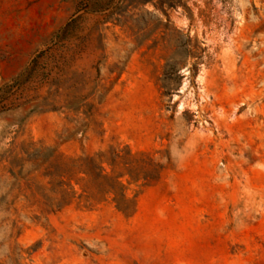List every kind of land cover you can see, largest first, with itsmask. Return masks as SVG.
I'll use <instances>...</instances> for the list:
<instances>
[{
    "label": "rangeland",
    "instance_id": "rangeland-1",
    "mask_svg": "<svg viewBox=\"0 0 264 264\" xmlns=\"http://www.w3.org/2000/svg\"><path fill=\"white\" fill-rule=\"evenodd\" d=\"M0 264H264V0H0Z\"/></svg>",
    "mask_w": 264,
    "mask_h": 264
}]
</instances>
